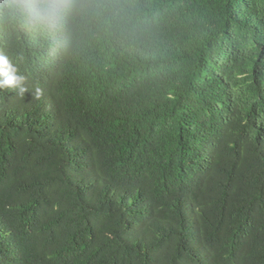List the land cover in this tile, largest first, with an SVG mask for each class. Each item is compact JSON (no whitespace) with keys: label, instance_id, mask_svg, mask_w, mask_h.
Segmentation results:
<instances>
[{"label":"trees","instance_id":"trees-1","mask_svg":"<svg viewBox=\"0 0 264 264\" xmlns=\"http://www.w3.org/2000/svg\"><path fill=\"white\" fill-rule=\"evenodd\" d=\"M87 3L0 0V264H264V0Z\"/></svg>","mask_w":264,"mask_h":264},{"label":"clouds","instance_id":"clouds-1","mask_svg":"<svg viewBox=\"0 0 264 264\" xmlns=\"http://www.w3.org/2000/svg\"><path fill=\"white\" fill-rule=\"evenodd\" d=\"M42 12L46 14H60L69 17H86L93 15H101L104 10L99 6H93L87 3V0H63L61 7L53 8L51 6L44 7L41 9ZM17 69L14 68L4 56H0V88L15 89L20 87L24 82V77L22 75H17ZM25 91V88H20L21 96ZM36 97L39 98L40 89H36Z\"/></svg>","mask_w":264,"mask_h":264}]
</instances>
